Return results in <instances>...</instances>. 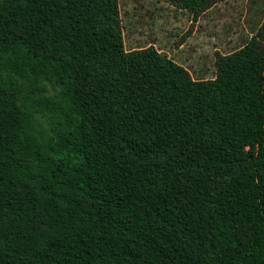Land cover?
Returning <instances> with one entry per match:
<instances>
[{
  "label": "trees",
  "instance_id": "1",
  "mask_svg": "<svg viewBox=\"0 0 264 264\" xmlns=\"http://www.w3.org/2000/svg\"><path fill=\"white\" fill-rule=\"evenodd\" d=\"M121 32L118 0H0V264H264V18L201 82Z\"/></svg>",
  "mask_w": 264,
  "mask_h": 264
},
{
  "label": "rangeland",
  "instance_id": "2",
  "mask_svg": "<svg viewBox=\"0 0 264 264\" xmlns=\"http://www.w3.org/2000/svg\"><path fill=\"white\" fill-rule=\"evenodd\" d=\"M171 1L118 0L124 49L152 46L182 66L193 82L214 79L216 55L239 49L250 36L248 27H257L264 18V0H227L195 22Z\"/></svg>",
  "mask_w": 264,
  "mask_h": 264
}]
</instances>
